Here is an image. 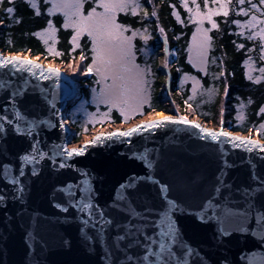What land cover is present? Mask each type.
Masks as SVG:
<instances>
[{
    "label": "water",
    "instance_id": "1",
    "mask_svg": "<svg viewBox=\"0 0 264 264\" xmlns=\"http://www.w3.org/2000/svg\"><path fill=\"white\" fill-rule=\"evenodd\" d=\"M0 56L32 60L40 64L48 76L47 79H39V69L36 70V76L27 72L12 76L7 68H0V80L13 84L12 88L0 89V115L4 114L3 109L12 99L11 92L22 86L24 79H27L30 86L24 90V95L15 99L16 110L25 117V121L21 122L24 127H27V120L36 121L31 137L26 133H17L12 126L5 125V133L0 135V165L11 163L15 172L20 166L18 157L32 152V144L37 135L41 141L40 151L48 153L40 161L37 175L30 174L33 165H26V176L22 181L26 188L22 200L13 199L11 186L0 179V194H5V203L0 205V264H36L37 259L39 264H104L103 248L112 243L116 233H109L106 242H97L94 233L88 230L93 239L85 242L81 236V223L75 219L76 212L72 208L63 212L55 207L57 203H65L64 195L57 190L70 182L79 181L82 179L80 172H87L96 193L95 202L101 206L109 204L121 184L132 176L147 174L143 162L133 156V152L142 150L145 137L148 147L159 150L160 159L155 166V178L160 184L167 185L168 197L181 203L187 210L186 214L175 216L178 228L184 239L198 249L204 258V264H264V234L252 231L255 228L254 217L246 225L248 231H241L235 225L227 229L230 234L220 236L217 223L201 222L194 214L201 210L217 184L216 176L222 165L219 151L221 141L200 139L190 135L193 129L174 125L169 129L158 130L155 135L137 133L130 138V143H122L127 138L119 136L113 137L111 141L92 143L98 136L127 132L149 122L142 120L127 128L98 132L78 146H72L75 130L66 123L64 111L78 97L74 80L63 68L45 67L41 64V61L47 62L45 59L33 60L34 56L31 54L30 58H26V54L8 53L0 49ZM50 68L57 70L59 75L48 73ZM8 116L16 119L11 110ZM171 116L185 117L203 128L228 132L264 145V141L253 135L245 137V134L222 126H208L181 114ZM40 121L44 123L41 124ZM61 123L63 127H60ZM177 129L181 131H176ZM86 144L91 146L82 155H63L64 150L80 149ZM54 145L57 147L54 148ZM224 147L229 152L227 160L233 165L227 170L225 182L232 184L233 199L240 200L242 197L236 193V189L255 186L253 169L258 178L264 180V158H261L264 153L258 155L259 150L248 152L243 148H232L228 144ZM54 152L60 155L50 158ZM64 160L69 166L60 168L59 164ZM228 191H222L218 202H223ZM129 195L138 210L145 207L163 210L166 207L157 184L140 182ZM255 203L264 207V192L255 197ZM236 207L243 208L244 205ZM110 214L115 221L127 220L126 215L115 210H111ZM29 233H34L40 242L31 250ZM126 243L127 241L124 242ZM139 252L140 249L135 246L129 250L130 255Z\"/></svg>",
    "mask_w": 264,
    "mask_h": 264
},
{
    "label": "snow or ice",
    "instance_id": "2",
    "mask_svg": "<svg viewBox=\"0 0 264 264\" xmlns=\"http://www.w3.org/2000/svg\"><path fill=\"white\" fill-rule=\"evenodd\" d=\"M2 2L3 0H0V3ZM12 2L13 0H9L10 4ZM48 2L52 4L49 12L60 11L63 13L65 28H75V35L71 38L74 45L84 34L90 38L93 64L88 66V71H91L93 65H95L97 75L100 76L98 82L103 84L100 103L112 104L113 106L125 105L133 111L147 103L145 70L136 63L132 45V38L139 33L133 32L132 36H126L125 32L128 29L125 25L117 23L116 16L117 12H124L130 6L133 13H135L140 6L139 3L136 0H96L97 7L102 11H97V7H93L84 15L85 0H48ZM183 2L191 14L189 19L196 24L195 32L191 38V45L188 49L190 58L191 54L194 53L198 62L206 63L212 38L208 35L211 29L203 26L204 21L207 20L212 29L217 28V21L213 17L221 13L224 17H227L229 15L227 5L230 0H213V3H219V7L216 9L209 7V0H204L206 9L204 12L200 11L199 5L196 6V10L193 12V9L188 7L187 0H183ZM192 2L195 4L196 0H192ZM248 3L252 10H258L257 3H253L252 0H248ZM259 3L264 5V0H259ZM238 4L241 7L238 9L237 15L248 16V9L243 7L245 0H238ZM33 6L35 5L33 4ZM5 11L12 14L14 8L8 7ZM260 14L264 15V10H261ZM152 15H155V13H152ZM233 23L239 27L255 29L257 25H264V20L252 14L243 24L239 19L234 20ZM49 28L51 29V21H49ZM256 37H259L262 42L260 59L264 61V27H260L258 31L253 30L248 39L253 40ZM142 38L147 39V37ZM238 47L243 48L244 45L241 44ZM0 68H7L12 76L24 72L36 76V70L39 69V79L48 78L40 64L16 56H0ZM259 71L264 73V67L260 68ZM48 73L59 75L57 70L51 68L48 69ZM261 78L257 77L256 83H259ZM109 79H111V83H107ZM248 79L251 80L252 77L249 76ZM29 86V81L24 79L23 85L16 87L11 92L12 99L9 101V105L3 109L4 114L0 115V135L5 133V125L7 124L12 126L17 133H26L28 136H32L36 121L27 120V127H24L21 122L25 121V117L21 115L19 110H16L15 102L17 97L24 95V90ZM5 87L12 88L13 84L0 80V89ZM195 91V86H193V92ZM208 91L211 92L212 90ZM225 92L227 93V89ZM10 110L13 111L16 119L8 116ZM121 111H123V108H121ZM260 111L264 112V108H261ZM40 123L43 124L44 122L40 121ZM174 125H184L193 129L194 131L190 135L197 136L200 139L207 138L212 141H221L219 151L222 165L216 176L217 184L213 188L212 195L203 203L201 210L194 213L197 218L201 222L211 221L217 223L219 225L218 234L224 236L230 234L227 229L235 225H238L241 231H248L246 225L254 217L255 228L252 231L254 233L259 231L264 234V207H260L255 203V197L264 192V180H260L253 169L252 179L255 186L236 189V193L242 199H233L232 184L225 182L227 170L233 165L228 162L229 152L224 147L225 144H228L232 148H243L248 152L259 150V155V153H264V145H260L256 141L242 139L239 136H233L228 132H216L203 128L185 117L165 115H161L157 120L138 125L127 132H114L107 136H98L92 143H103L105 140L111 141L113 137L117 136L127 138L122 140V143H130V138L137 133L155 135L158 130L169 129ZM63 126V123H61L60 127ZM261 127L264 128V125H261ZM176 131L181 130L177 129ZM221 138L224 139L221 140ZM144 139L145 143L142 150L133 152V156L143 162L147 174L139 177L132 176L127 182L121 184L109 204L101 206L95 202L96 193L89 174L80 172L82 179L74 183L70 182L57 190L64 195L65 203H57L55 207L63 212H68L69 208L76 212L75 219L81 223V236L85 242L93 239L88 230L94 233L97 242H106L109 233H116L112 243L105 245L103 248L102 259L104 264H204V258L197 248L192 247L184 239L183 233L179 230L175 220L176 215L187 213L186 208L176 200L170 199L167 195V185L160 184L155 178V166L160 159L159 150L148 147L147 137ZM40 143L41 141L37 135L32 144V152L29 155L18 157L20 166L15 169V172L11 163L0 165V179L11 186L13 199L22 200L25 195L26 185L22 181L26 176V165H33L30 174L37 175L40 161L48 155V153L40 151ZM90 146L86 144L80 149L64 150L63 155L66 157L82 155ZM53 147L57 146L54 145ZM56 155H60V153L54 152L50 158L54 159ZM261 158H264V156ZM66 166H69L66 160L59 164L60 168ZM140 182L159 185L162 199L166 204L163 210H155L151 207H145L143 210L137 209L129 192L134 190ZM224 189L229 191L224 195L221 203L218 201H220ZM4 203L5 194H0V205ZM239 204H243L244 207H236ZM111 210L123 213L127 216V220L115 221V218L110 214ZM28 240L31 242L30 250L40 243L34 233L28 234ZM125 241H127L126 244H124ZM133 246L139 248L140 252L130 255L129 250ZM36 264H39L38 259Z\"/></svg>",
    "mask_w": 264,
    "mask_h": 264
},
{
    "label": "trees",
    "instance_id": "3",
    "mask_svg": "<svg viewBox=\"0 0 264 264\" xmlns=\"http://www.w3.org/2000/svg\"><path fill=\"white\" fill-rule=\"evenodd\" d=\"M252 2L257 3L258 10H252L248 0H245L243 7L248 9V16L237 15L241 6L238 0H230L227 5L229 15L224 17L221 13L213 17L217 21V28L212 29L211 24L205 22L211 29L209 33L212 38L208 69L205 73L197 69L188 57L196 24L189 19L191 14L184 6L183 0H139L140 6L135 13L132 9L119 12L118 20L129 29L139 32L135 40L139 60L148 61L142 51L144 44L150 45L152 50L150 58L155 73L152 95L150 102L143 107V112L136 117H143L158 110L168 112L171 108L167 103L171 101L180 106V113H187L190 118L192 114H198L205 122L215 123L234 132H251L253 135L258 132L257 137L264 141V128L261 127L264 124V112L260 111L264 108V73L259 71L264 67V61L260 59L262 42L259 37L248 39L253 30L258 31L264 25L249 29L233 23L239 19L243 24L252 14L264 20V15L260 14L264 5H260L259 0ZM187 3L193 12L197 5L200 6L201 12L206 11L204 0H196L195 4L192 0H187ZM91 4L88 0L86 11ZM8 7L14 8L12 14L5 11ZM209 7L216 9L219 3L209 0ZM50 8L51 3L48 0H13L11 4L9 0H3L0 3V49L8 53H30L34 57L39 56L48 62L55 61L62 66H67L77 59L83 61L85 73L80 76L66 69L78 89V97L68 104L66 116L75 129L72 143H80L84 135L91 133L97 124L87 120L81 113L71 112V106L80 99H86L90 104L93 90L100 87V77L94 68L88 71V66L93 62L90 38L84 34L80 42L74 45L71 39L74 29L65 28L64 15L60 12H49ZM49 21L55 27L56 33L47 40L41 37L40 33L49 27ZM161 34L166 37L169 47L176 52L175 59L169 64L168 76L157 69V54L163 45ZM144 35H149V39H143ZM241 44L244 45L243 48L238 47ZM249 66L253 67L252 73H248ZM185 72L199 77L204 88L212 90L210 97H192L190 83H182ZM256 75L262 77L259 83H256ZM249 76L252 77L251 80L248 79ZM162 90L166 94L170 93L169 99ZM110 116L113 124L133 121L126 119L116 108L111 110Z\"/></svg>",
    "mask_w": 264,
    "mask_h": 264
},
{
    "label": "rangeland",
    "instance_id": "4",
    "mask_svg": "<svg viewBox=\"0 0 264 264\" xmlns=\"http://www.w3.org/2000/svg\"><path fill=\"white\" fill-rule=\"evenodd\" d=\"M87 1L88 0H85V3H84V8H83V14L84 15H86L87 12L90 11L93 7H97L96 0H90L92 2V4L89 7V9L86 11L85 10V6H86ZM136 2L139 3V0H136ZM51 7H52V4H51ZM138 8L136 9V11H138ZM130 9H132L131 6L126 11H128ZM97 11H102V9L97 7ZM126 11H124V12H126ZM53 12H60V11H53ZM60 13H62V12H60ZM118 14H119V12H117V14H116L117 23L122 24L118 20ZM205 22H208V21L205 20L203 26L206 27V28H209L205 24ZM125 27L128 29V31L125 32L126 36H132L133 32H138L136 30L129 29L127 26H125ZM71 28H73V27H71ZM73 29H74V35H75L76 30H75V28H73ZM194 32H195V30H194ZM55 33H56V29H55V27L53 25H51V29L49 27L44 29L43 31H41L40 35L44 39L48 40V39L54 37ZM208 35L210 36V33H208ZM137 36L138 35H136L135 37L132 38V45H133V50L135 52V61H136V63L139 64L141 66V68L145 70V79L147 81V84L145 86L146 87V96L148 98V102L147 103H149L150 99H151V95H152V84L154 82L153 80H154V75H155L153 64H152L151 58H150L152 50H151L150 45L148 46V45L144 44L142 46V48H143L142 51L148 57V61L147 62H144V61L141 62L139 60L138 53L136 52V41L135 40H136ZM82 37H83V35L77 40L76 44H78L80 42ZM143 37H147L149 39V35H144ZM160 40L163 43V45H162V48L159 50V52L157 54V69H160L165 75L168 76L169 64L172 63L173 60L175 59L176 52H175V50L173 48L169 47L167 39H166V37L163 34L160 35ZM190 45H191V41H190ZM27 54L30 55V53H26V55ZM208 55H209V49H208ZM208 55H207L206 63L198 62L195 59L194 53L191 54V58H190V53H189L188 57H189L190 62L197 69H199V70H201L202 72L205 73V72H207V69H208ZM37 58H41V57L37 56ZM51 63L56 64L57 66L63 68V70H65V72L67 74H68V72L66 71V69L70 73L75 74L76 76H80V75L85 73L83 61H81V59L74 60V61L70 62V64L67 65V66H62L60 64H57L55 61H51ZM92 64H93V62H92ZM93 68L96 71V66L95 65H93ZM253 71H254L253 67L249 66L248 67V73H252ZM257 77H261V76L260 75H256V78ZM107 83H111V79H109L107 81ZM182 83H183V85H185L187 83H190V90H191L192 97H196L198 95H203V98L210 97L211 92H209L208 90H211V89L210 88H204L202 80L199 77H197L196 75L188 73V72H185L183 74ZM193 86H195V89H196L195 92H193ZM102 87H103V84L100 83L99 89H94L93 90L92 99H91V103L90 104L88 103V101L86 99H80L79 101L73 103L72 106H71V112H73L75 114L81 113L82 115H84L86 117L87 120H89L93 124H97V126L91 131V133L84 135L83 140L80 143H82L85 140H88L89 138L92 137V135H94V134H96L98 132L110 131V130H112L114 128L129 127V126H131L132 124H134L136 122H139V121H142V120H145V121L146 120H150L159 111H163L164 113L175 114V115H180L181 114V115L186 116V117L190 116L187 113L186 114L185 113L184 114L180 113V111H179L180 106L177 103H175V102L169 101L167 104H168V106H170L171 109L168 112H166L164 110H158V111H153V112H151V113H149V114H147V115H145L143 117H136L141 112H143V107L147 103L141 105L139 108L135 109L134 111L130 110L125 105L113 106L112 104L100 103V100H101V88ZM163 94H166V92L163 91ZM166 95L168 96V99H169L170 98V93H167ZM114 108L119 109L120 111H121V108H123V111H121L123 116L126 119H128V120H132L133 119V121L131 123H124V124H113V123H111L110 113H111V110L114 109ZM64 118H65L66 123L70 124L69 123L70 120L67 119V116H66V111H64ZM191 118H197V119H199L202 122L204 121L201 118V116L198 115V114H192ZM205 123H206V125L212 126V127H215V128L220 127L217 124L212 123V122H205ZM262 125H264V124H262ZM72 129L75 130L73 127H72ZM239 134H245V135H248V136L253 135V133H251V132L250 133L239 132ZM257 135H258V132H256L255 135H253V136L256 139L260 140L257 137ZM80 143H72V145H79Z\"/></svg>",
    "mask_w": 264,
    "mask_h": 264
},
{
    "label": "bare ground",
    "instance_id": "5",
    "mask_svg": "<svg viewBox=\"0 0 264 264\" xmlns=\"http://www.w3.org/2000/svg\"><path fill=\"white\" fill-rule=\"evenodd\" d=\"M5 56V55H4ZM31 56H29L28 54L26 55V58H30ZM38 58L37 57H34L33 60H37ZM47 61V60H46ZM41 64L44 65L45 67H48V66H54L56 67L57 65L56 64H53L51 62H44V61H41ZM58 68L60 69V67L58 66ZM61 70V69H60ZM161 115H165V116H171L173 114H168V113H164L163 111H159L153 118H151L149 121H153V120H157L160 118ZM190 118V117H188ZM190 119H194V120H199L197 118H190ZM147 121V120H146ZM200 121V120H199ZM200 123H204L206 125V123L203 121H200ZM124 128H127V127H124ZM116 129V128H114ZM245 137H249L248 135H243ZM72 146H78V145H72Z\"/></svg>",
    "mask_w": 264,
    "mask_h": 264
}]
</instances>
